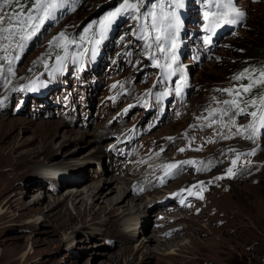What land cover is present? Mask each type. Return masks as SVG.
I'll return each mask as SVG.
<instances>
[{
  "label": "rangeland",
  "instance_id": "1",
  "mask_svg": "<svg viewBox=\"0 0 264 264\" xmlns=\"http://www.w3.org/2000/svg\"><path fill=\"white\" fill-rule=\"evenodd\" d=\"M106 1L108 4L111 2L67 0L72 11L41 30V38H37L26 48L30 50L25 53V57H22L18 67L16 66L17 70L13 72H10V66L5 62L10 60L18 46L24 45V40L31 33V24L28 26L26 23V15L30 9L22 6V3L15 4L12 0L0 9V15L5 17V20L0 22V29L12 27L14 30H0V100L8 95L6 90L3 91V82L10 84L8 88H11L19 72L22 73L15 82L37 74L46 65H63L66 68L65 74L62 75L65 86L56 88L47 97L59 99L61 105L55 107L50 101L45 104L39 99L29 98L25 101L23 112L21 110L19 114L12 113L16 108V104L12 103L7 105V113L0 114L1 119L31 123H26L21 128L0 127V264H91L92 261L97 263L109 256L117 257L119 264H264V138L258 142L254 140L258 139L264 129V123L260 120L264 110V86L261 89L256 82L253 83L255 80L252 78L253 71L260 63L249 65L254 66L253 70H243V67L253 60L237 53H251V48H247V40L254 42L255 35L264 39V0H230L233 8L243 16L239 28L220 40L216 48L209 51L205 61L193 64L192 57L197 58L203 54L200 50L190 59H182L180 66L183 70L191 65L188 74L193 85V91L187 95L186 102L182 100L180 80L172 79L173 63H169L165 87L174 97L173 106L177 108L178 116L174 117L170 113L155 129L142 130L136 138L137 144L133 145L135 149L139 143L138 151L135 155L128 156L125 155L124 147H129L130 140L125 137L129 136L131 127L141 129L146 115L141 109L132 107L139 96L120 94L126 90L132 94L144 89L140 93L142 94L153 82L154 75L144 76L145 70L137 74L141 64L135 62L133 51L142 45V54H145L148 46L143 41H140V44H131V37L127 34L123 43L118 44V49L115 52L112 50L114 60L118 57V66L112 75L110 71L113 60L109 52L103 55L101 53L102 57L96 70L88 68L84 73L85 77L95 75L101 83V88L78 87L75 79L71 78L74 67L68 60L73 59L74 63L80 65L76 59L80 51L75 50L73 58L66 54L64 49L59 51L63 41L70 42V47L66 49L68 52L78 46L82 36L78 39L69 38L70 34L77 33L86 20L98 12L99 5L102 7V3ZM215 4L213 3L214 6ZM190 6L195 9L188 10L190 17L195 16L196 22H201L199 4L191 3ZM233 8L229 9L232 13ZM15 16H19V23L13 19ZM218 18L222 20V17ZM189 19H186L187 27H191ZM123 20L125 22H120L117 29L126 26L130 19ZM114 37L113 32L109 38L113 40ZM125 46L127 48L123 52ZM117 53H121L120 56L116 55ZM96 55L98 56V53L92 42L88 61ZM57 57L62 59L58 61ZM126 62L130 64L124 65ZM144 65L147 63L144 62ZM102 72L107 74H101ZM237 76L244 78L236 79ZM249 84L252 85L250 91L244 92L243 89ZM116 97L124 99L113 106L111 100ZM66 98L69 102L67 109L64 106ZM233 100L239 104V108L225 103ZM126 107L130 111L124 113ZM240 108L244 109L243 113L239 111ZM84 111L87 114L81 117ZM209 111H214L217 115L210 117L207 115ZM253 112L257 113L256 117L251 115ZM83 119H88L86 124ZM44 121L53 122L55 130V136L51 138L54 148L51 158L61 162L62 167L58 166L59 169L85 170L91 175L90 180L85 183L92 180L101 181L103 178L110 180L112 176L123 174L135 183L136 188L157 183V189L151 192L148 198L161 197L164 191L182 189L192 195L193 201L181 209L172 207L159 211L155 204L153 207L156 211L147 209L146 213H140L135 212L137 208H134L132 214L125 216L120 234L110 225L105 230L106 227L100 224L88 228L80 222L74 228H61L60 237L46 235L49 229L59 232L54 227L60 222L56 223L50 217H56L57 211L54 209L52 213H48L51 215L46 216L32 211L37 208L45 210L50 195L60 200L67 187L56 191L50 177H47L46 181L42 180L43 164L47 163L46 166L50 167L49 163L32 153L37 143L31 142L35 135L31 127H36ZM69 129L75 133L68 139L66 130ZM15 137H18L19 145L17 142L12 143ZM111 140L114 141L110 144ZM116 145H119L118 148L107 150ZM28 148L31 149L30 153L26 152ZM188 160L194 161L193 167L181 171L182 165L177 170L181 173L174 172L165 178L174 170L168 165H179ZM142 162L152 164L148 168L154 167V170L160 172L151 174L149 179L141 184L136 182V172L128 171L127 168H134L135 163ZM200 162H204L202 166L207 167L202 169L203 172L194 175V166ZM104 166L110 168L101 173ZM123 169L127 172L121 173ZM229 169L235 170L231 172L233 176L237 174L234 177L226 175L230 174ZM62 176L63 174L59 179L61 183L66 178V175ZM155 178L158 182H154ZM27 182H43L48 185V191L37 187L22 195L21 191L27 187ZM99 184L102 187L103 183ZM125 187L130 189L127 185ZM42 195H45L44 198H39L38 202L36 197ZM142 198L141 207L144 206L147 196L143 194ZM133 214L142 218L141 224L129 221L134 217ZM172 215L188 217L183 218L181 224H177L180 226L191 221L189 235H182L180 240L183 248L180 245L175 246L174 252L181 256L179 261H170L164 253L161 255L155 251L146 252V248H137L144 237L141 235L145 229L144 235H150L155 225L170 223ZM104 220L107 223V218ZM138 226H141L139 231ZM196 227L200 232L196 231ZM132 231L140 236H134ZM66 237L70 239L67 240ZM125 250L129 252L123 256ZM81 252L85 254L82 259L79 258ZM107 262L114 264L109 259Z\"/></svg>",
  "mask_w": 264,
  "mask_h": 264
},
{
  "label": "bare ground",
  "instance_id": "2",
  "mask_svg": "<svg viewBox=\"0 0 264 264\" xmlns=\"http://www.w3.org/2000/svg\"><path fill=\"white\" fill-rule=\"evenodd\" d=\"M44 3H48V0H44ZM102 4L103 6L99 7L98 12L94 14V16L98 15L102 9L108 7L107 3H102ZM57 8L58 7L52 10L53 14L58 13ZM188 10H190L189 4H188ZM92 17L93 16L88 18V20L86 21L91 20ZM192 17L195 18V16H192ZM189 21L191 22L190 23L191 26L194 27L197 25L196 24L197 22L194 23L190 19ZM84 29H85L84 33H86V29H87L86 22L84 23V26L80 28V30L77 33L70 34V37L76 38L80 34V32L84 31ZM190 43L192 42L190 41L189 44ZM76 50L80 51V49H76ZM103 53L104 54L107 53L106 47H104ZM26 123H27L26 121L24 122L19 121V120H15V121L9 120L8 121V119L6 118L5 119L0 118L1 128H5L7 126H11L13 128H16V127L21 128V126H24V124ZM30 124L31 123H27L26 125H30ZM31 130H32V133L35 134L34 137L31 139V142L35 141L37 143L35 146V149L32 150V153L35 154L39 158L42 157L41 159H43L44 161H47L50 167L52 166L62 167L61 162L59 160L55 161V159L53 160L50 156L52 154V151L54 150L52 142H51V138L55 136L53 122L49 123L47 121H44L41 124H38L36 127H31ZM66 132H67V137L69 139V136L72 135L74 131L69 129V130H66ZM113 141L114 140H111L109 141V143L111 144ZM16 142L18 145L20 144L18 137H15L12 143L15 144ZM118 146L119 145H116L115 147L108 148L107 150L111 151L112 149L118 148ZM30 150L31 149L28 148L26 152L30 153ZM144 162L135 163V165H133L134 168H131V167L127 168L128 171L132 170L136 172L135 175H138L136 182L141 183V184L145 182L146 180H148L149 179L148 176H150L151 174L160 172V171L154 170V167L148 168V166H151L152 164L148 165L147 163L148 162L152 163V162L150 161H146L147 163H144ZM109 168H105L104 166V169L101 173L107 172ZM124 172H127V171H125V169L121 170V173H124ZM60 173L63 174L62 177L66 175V178L63 180L60 187H56L57 189L56 191H58V189H65V187H67L65 191H63L65 192V194L62 196L60 200L57 199V197H50L52 196L50 195L48 199L49 201H48V204L45 210H43L42 208H37L34 211H32L33 213H38V214H41L42 216L51 215L48 213H52V210L54 209L55 211H57L56 217H53V216H50V217L56 223L60 222L58 223V226L54 227L55 229L59 230V232L57 233V231H54V230H53L54 232H52V230L49 229L46 231V235H51V236L59 235L58 237H60L61 228L62 229L66 227L74 228L80 222L83 223L84 226L85 225L88 226V228H91L92 225L100 224L106 227L105 230L108 229L107 226L110 225L112 226V228H114V230L119 231L121 227L124 226L125 216L132 214L134 208H137L135 212H140V213H143V212L146 213L147 209H155L156 211L157 209L154 208L153 205L157 204L159 201L162 200V197L160 196H156V198L153 196L151 198H148L150 197L149 195L151 194V192H154L157 189V183L148 184V185L140 186L136 188L135 183L132 182L130 178L125 177L123 174L121 176H112L110 180L103 178L101 179V181L92 180L90 182L85 183L91 178V175L89 173H86L85 170L83 171L81 169H70L68 171V170H65V168L64 169L60 168ZM41 177L44 178L43 175H41ZM101 182L103 183L102 187H100V184H99ZM154 182H158V180L155 178ZM82 184L84 185L81 187H78L79 185H82ZM125 185H127L130 189L127 190ZM37 187H42L44 188V191H48V185L44 184L43 182L41 183L27 182V187L23 191H21V193L22 195H26V193L29 190H33ZM42 193L44 192L42 191ZM143 194L147 196V199L144 202V206L141 207V205L143 204L142 203ZM44 196L45 195H42L41 197L37 196L36 199L38 200V202H40L39 198H44ZM133 215L134 217H132L129 221H132V222L137 221V225L139 223L141 224L142 218L135 217V214ZM102 216L104 218H102ZM145 217H147V214L145 215ZM106 218H107V223H106V220H104ZM183 218L188 219L187 216L177 217V216L172 215L170 223H163V224L159 223L155 225L150 235H144L146 231L145 229L143 232V235H141V237L142 236L144 237L142 238L140 237L141 242L137 248L138 249L146 248L147 249L146 252L155 251L156 253H159L161 255L164 253L165 256H168L167 259H170V261L171 260L177 261L179 257L181 256L177 255L174 252L175 246L180 245L181 243L180 240L182 239V235H185V234L189 235L188 232L191 227V221L187 222V224L182 225V226L177 225V224H181L180 222H182ZM145 220H147L148 222L147 218H145ZM140 227L141 226H138L137 231H139ZM125 228L127 231H130L128 227H125ZM129 228H130V224H129ZM126 230L124 231L125 233H126ZM196 231L200 232V229L197 228ZM132 232H134L133 233L134 236L135 234H137V237L140 236V234L136 233L135 231H132ZM117 233L120 234L122 233V231H119ZM66 239L68 240L70 238L66 237ZM180 247L183 248L182 245H180ZM181 251L182 249L180 250V252ZM127 252L129 251L125 250L122 253V255L125 256ZM83 257H85V254L81 252L79 258L82 259ZM108 259L110 261H113L114 264H119V261H120L115 256H109L107 259L105 258V260L99 261L97 263H94L92 261L91 264H109L107 262Z\"/></svg>",
  "mask_w": 264,
  "mask_h": 264
},
{
  "label": "snow or ice",
  "instance_id": "3",
  "mask_svg": "<svg viewBox=\"0 0 264 264\" xmlns=\"http://www.w3.org/2000/svg\"><path fill=\"white\" fill-rule=\"evenodd\" d=\"M10 2H11V0H0V9H2L4 5L9 4ZM16 2H19V0H16ZM215 6L216 7H219V8L228 9L230 7V3H219V4H216ZM33 7L39 13V15H37L35 17V19L39 20L40 23H43V21L45 19H48V18H50L52 16V14H53L52 10H54L56 7H58V5L56 3H54V2H51V0H49L48 3H44L43 0H35V3L33 5ZM136 8H137V5L136 4H130V3L127 2V0H125V3L121 4L116 9V11H114L112 13H109L108 16L105 17V19L100 22V24L102 26V30L103 31H106L108 25L111 23V21L116 16L127 12L129 9H136ZM232 11L235 13L236 17H239V16L242 15V13L237 12L235 9H232ZM222 15L227 16L228 15V12L225 11V12L222 13ZM172 16L174 17L175 14L172 13ZM205 18H207V14H206ZM13 19H15L17 21V23H19V16H15V17H13ZM31 19H32V17H29L28 18L29 21ZM4 20H5V17L3 15H0V22H3ZM27 22L28 21H26V23ZM227 22L228 23H235L236 20L235 19H230ZM212 23L213 24L216 23V17L213 18ZM30 27L32 29L38 30L39 25L38 24H31ZM210 27H211V25H210ZM0 30L11 32V31H13V28L12 27H9V28H4V29H0ZM32 34L34 35L35 32L33 31ZM61 36H63V33H61ZM162 39L163 38L159 34H157L156 37H155V40L157 42L161 41ZM97 43H98V41H97ZM61 59H62L61 57H57V60L58 61H60ZM261 77L264 78V72L261 73ZM241 78H242L241 76H237L236 77V79H241ZM253 83H255V81H253ZM251 87H252V85L249 84V86L248 87H245L243 89V91L244 92H248V91H250ZM224 91H229V90H224ZM164 95H167V93H165ZM237 95H239V92H237ZM262 102H264V100H262ZM225 103H230L231 106H234L236 108H239V104L235 100H233L231 102H227L226 101ZM252 103H255V101H252ZM239 111L241 113H243L244 112V109L240 108ZM251 115L253 117H256L257 116V113L256 112H253V113H251ZM260 120H261L262 123H264V110H262V114L260 116ZM181 151H183V149H181ZM188 163H192V162H188ZM233 163H235V161H233ZM168 167H170V168H178L179 165L172 164V165H168ZM229 173H231V169H229Z\"/></svg>",
  "mask_w": 264,
  "mask_h": 264
},
{
  "label": "trees",
  "instance_id": "4",
  "mask_svg": "<svg viewBox=\"0 0 264 264\" xmlns=\"http://www.w3.org/2000/svg\"><path fill=\"white\" fill-rule=\"evenodd\" d=\"M134 1H136L137 3L144 1L145 4L154 11L153 14L151 15V21H153V22L156 20L157 15L159 17H162L163 14H166L168 12L167 9L172 7L171 3H169L168 0H134ZM174 1H178V0H174ZM12 2H15V4H21L22 3V6L29 7V9L31 10L32 9L31 7L35 3V0H19V2H16V0H12ZM99 7H100V5H99ZM105 9L106 8L102 9L98 15L93 16L91 20L86 21V25H87L86 32H88L90 30L91 22L95 18H97L99 16L100 19L98 18V22L99 21L101 22L105 19V17L108 16L109 13H111V11L109 9H106V10ZM84 32H85V29H84L83 33ZM122 36H123V32H121L119 34L118 38H120ZM253 40H254V42H250L249 39L247 40V48H251V53H247L246 55H244V51H237V53L240 55H243L245 58H248L249 60L250 59L253 60V62L246 64L243 67V70H246V69H252L253 70L254 66L251 67L249 65H252L253 63H256V62L260 63V66H258V68H256L253 71L252 78L255 80L257 86L261 87V89H262V86H264V78L261 77V73L264 72V39L259 35H257V36L255 35L253 37ZM65 43H66V41H63L60 43L61 44L60 48H59L60 50L62 48H64V46L66 45ZM241 77H242L241 79L244 78L243 76H241ZM261 83L263 85H259Z\"/></svg>",
  "mask_w": 264,
  "mask_h": 264
}]
</instances>
